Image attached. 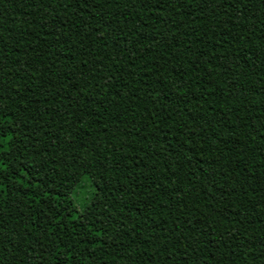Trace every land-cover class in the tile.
<instances>
[{"label":"trees","instance_id":"trees-1","mask_svg":"<svg viewBox=\"0 0 264 264\" xmlns=\"http://www.w3.org/2000/svg\"><path fill=\"white\" fill-rule=\"evenodd\" d=\"M0 264H264V0H0Z\"/></svg>","mask_w":264,"mask_h":264},{"label":"rangeland","instance_id":"rangeland-1","mask_svg":"<svg viewBox=\"0 0 264 264\" xmlns=\"http://www.w3.org/2000/svg\"><path fill=\"white\" fill-rule=\"evenodd\" d=\"M90 192L89 183L86 180H82L80 186L76 189L75 195L73 194V199L77 202H83Z\"/></svg>","mask_w":264,"mask_h":264}]
</instances>
